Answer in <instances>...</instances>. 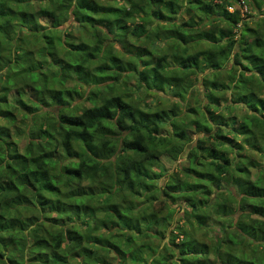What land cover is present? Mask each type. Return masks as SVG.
Returning a JSON list of instances; mask_svg holds the SVG:
<instances>
[{
    "label": "trees",
    "instance_id": "obj_1",
    "mask_svg": "<svg viewBox=\"0 0 264 264\" xmlns=\"http://www.w3.org/2000/svg\"><path fill=\"white\" fill-rule=\"evenodd\" d=\"M235 1L0 0V264H264V34ZM198 73L207 103L182 109ZM124 74L175 101L140 107ZM230 105L246 111L223 116ZM223 129L261 159L237 158ZM194 134L191 180L156 185L150 160H177Z\"/></svg>",
    "mask_w": 264,
    "mask_h": 264
},
{
    "label": "rangeland",
    "instance_id": "obj_2",
    "mask_svg": "<svg viewBox=\"0 0 264 264\" xmlns=\"http://www.w3.org/2000/svg\"><path fill=\"white\" fill-rule=\"evenodd\" d=\"M241 1V0H240ZM244 13H246V17L248 18V23L251 27H256L255 24H258L262 30H263V34H264V0H257L259 3L260 8L258 9L255 4L253 3L252 0H244ZM237 2L235 1L234 5ZM36 5V4H35ZM188 15L184 12L181 11L180 14H178V19L180 21H184L185 19H187ZM81 28L78 26L77 23L75 22H65L63 23V25L60 27V31L61 32H69L72 35H74L75 39H82V38H91V33L86 31L88 30H80ZM248 39H251V37H247ZM153 41H155V43H148L147 46L155 51V53H159L161 49L165 48L164 44H167V42L163 41L162 39H154ZM114 44V50L117 53H121L123 54V51L120 50V43H113ZM199 48L204 47V44H200L198 45ZM197 46V47H198ZM206 76V75H205ZM202 73H198L197 77H195L194 81H193V86L190 89V95L188 96V100H187V105L185 103L179 104V106L183 109L188 107H194L197 106V104L199 105V107L205 103H207V98H206V94L204 92V86L202 85ZM207 77H210V74L207 75ZM71 84V82H69ZM135 88V80L129 76H127V74L123 75L122 80L120 81V91L123 93V96L126 99H130L134 102H136L140 107L146 109V110H154V109H160V108H167L169 107L174 101L175 98L173 97V91L170 88H166L164 91L161 92H153V91H147L144 89H134ZM264 92V91H263ZM262 94V93H261ZM206 98V99H205ZM205 99V100H204ZM82 100L75 98V103H81ZM186 105V106H184ZM245 106V105H244ZM235 109H231L232 105L228 106L227 109H222L221 108V114L225 117H233L234 114H242L243 112H245L246 110H244L241 106H235ZM238 107V108H237ZM211 109L217 110L214 106H210ZM54 109V108H52ZM17 115L18 117L20 116V112L17 111ZM228 115V116H227ZM239 116V115H237ZM229 121V119H228ZM2 123H5L3 120L0 121ZM193 129V126H192ZM223 132L227 135H229L232 139H234L235 142L239 143L240 145L237 146L239 153L237 156V158H241L242 160H260L261 159V155L257 152H255L254 150L249 149V146L246 144L241 143V136L238 135H234L233 132H229L228 130H224ZM169 139L174 140V136L169 134ZM198 134H194L193 135V140L191 142H189L186 146L185 149L182 153H180L179 157L177 158V160L172 161V158H168V157H160L159 158V162L157 163L156 159L154 160H150L153 164L152 168H151V173L155 174V176H157L156 178H158L159 176H161L160 178H158L157 180H155V184L159 185V186H163L166 181H168V179H170L171 177H175V176H180L183 179H187V180H191V178H189L187 175L184 174V170L188 167V162L184 160V158L186 157L187 151L190 149V147L194 144V139L198 138ZM14 137V135H13ZM15 140H17L19 142L20 145L24 144V140H22V138H18V137H14ZM160 144H158L159 146ZM225 149V147L223 148ZM230 151V150H229ZM175 152V150H174ZM173 154V153H170ZM232 154V153H231ZM198 169H202L201 167L198 166ZM250 169V167H249ZM258 170L257 169H250V175L252 179H255L256 177H258ZM160 191V190H159ZM118 195H116L114 197V199L116 200ZM122 196V195H121ZM127 198H126V203L123 204V208L127 207V208H131L132 212H138L140 211L143 207H144V197L145 194L143 192V190L139 187H136L134 192L131 191H127ZM176 202H171L169 201L170 205L172 208H174V214H173V218L174 219H179L181 217V212L180 210L177 208L178 204L181 203L182 198H178L175 200ZM233 219H236V216H233ZM183 223V222H181ZM172 225V224H171ZM171 225L167 226L164 231L167 233L166 230L170 229ZM194 225V223L192 224H186L187 226V231H190V227H192ZM193 235L195 237H197L199 240H203L206 242H209L210 240V235L211 233L208 230H199L197 229V231L193 232ZM155 242H157L156 240H154Z\"/></svg>",
    "mask_w": 264,
    "mask_h": 264
},
{
    "label": "built area",
    "instance_id": "obj_3",
    "mask_svg": "<svg viewBox=\"0 0 264 264\" xmlns=\"http://www.w3.org/2000/svg\"><path fill=\"white\" fill-rule=\"evenodd\" d=\"M235 7H239L240 8V11L242 12V13H244L245 11V9H244V7H245V5H244V1L243 0H239V1H237V3L235 4V5H229V6H227V10L229 11V12H232L233 10H234V8Z\"/></svg>",
    "mask_w": 264,
    "mask_h": 264
}]
</instances>
